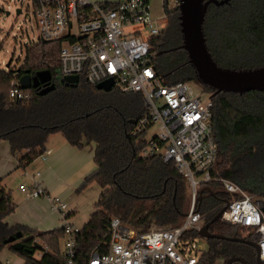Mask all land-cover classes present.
I'll return each mask as SVG.
<instances>
[{
    "label": "trees",
    "instance_id": "1",
    "mask_svg": "<svg viewBox=\"0 0 264 264\" xmlns=\"http://www.w3.org/2000/svg\"><path fill=\"white\" fill-rule=\"evenodd\" d=\"M163 3L165 24L151 44L155 52L154 67L165 84L197 83L194 70L181 48L179 9ZM113 2H107L109 6ZM207 49L213 61L222 68L254 69L264 66V0H229L222 6L209 4L202 25ZM59 42H37L24 46V62L16 75L14 70L0 71V142L6 141L17 158L15 168H25L45 151L49 136L61 135L79 150L93 145L95 168L84 176L75 189L80 193L95 184L100 193L88 221L75 234V254L86 260L93 251L103 253L110 239V218L139 231L151 226L169 227L179 223L185 205L187 184L174 163L160 157H138L142 140L131 137L133 124L145 113L140 93L96 90L80 78L71 86L59 84ZM47 70L54 90L43 96L35 89H25L30 100L13 101L11 81L24 73L34 75ZM212 101V128L217 146L212 175L238 186L254 200L264 202V92L243 94L219 92L209 88ZM0 178V251L7 246L23 259V264H64L60 242L63 226L38 231L24 225H8L5 218L16 209L10 191ZM196 208L209 222L232 197L216 182L203 185ZM174 198V201H173ZM210 233L225 238L239 237L243 227L220 219L208 227ZM17 232L22 234V250L15 251L4 240ZM197 236L188 232L185 237ZM225 238L206 239L208 248L196 264H216L231 256H254L255 250L241 242ZM38 239V240H37ZM37 240V241H36ZM35 243L42 254L35 258ZM43 246L49 249L44 251ZM236 264V263H232Z\"/></svg>",
    "mask_w": 264,
    "mask_h": 264
},
{
    "label": "built area",
    "instance_id": "2",
    "mask_svg": "<svg viewBox=\"0 0 264 264\" xmlns=\"http://www.w3.org/2000/svg\"><path fill=\"white\" fill-rule=\"evenodd\" d=\"M23 4L26 0H17ZM36 23V40L27 44L59 42V68L56 79L65 84L68 76L80 78L95 86L111 80L112 88L121 93H140L145 113L135 121L131 137L140 138L138 157H160L164 163H174L186 180L189 208L174 226L139 231L110 218L107 229L110 239L106 251H93L86 260L75 254L77 228L68 222L71 213L67 203L50 194L39 182V172L30 176L31 186H18L20 192L32 198H44L56 212L65 228L61 249L64 264H196L200 256H192L193 238L186 233L198 231L205 216L196 208L200 188L218 183L232 200L224 204L220 220L247 229L250 241L258 248V258L264 264V216L256 201L238 186L212 175L217 158V146L212 128V101H203L191 83L165 84L154 67L155 52L151 44L162 28L154 24L149 0H27ZM111 3V2H110ZM178 0L175 6H178ZM19 14H22V8ZM0 11H2L0 9ZM25 18L31 19L28 13ZM26 44V45H27ZM10 67V66H9ZM9 67L7 70H10ZM17 75V74H16ZM19 78L11 81L13 101L27 102ZM157 131L152 134L153 126ZM45 159V153L40 156ZM47 251V246H43ZM196 251V249H195ZM42 251L37 249L35 258Z\"/></svg>",
    "mask_w": 264,
    "mask_h": 264
},
{
    "label": "water",
    "instance_id": "3",
    "mask_svg": "<svg viewBox=\"0 0 264 264\" xmlns=\"http://www.w3.org/2000/svg\"><path fill=\"white\" fill-rule=\"evenodd\" d=\"M229 0H178L179 9V26L182 37L181 48L186 52L188 63L193 68L197 83L209 88L213 93L211 97L219 92H230L243 94L250 91L264 92V66L254 69H229L219 67L212 59L205 42L202 25L204 16L209 4L222 6ZM20 10L16 9V14ZM6 15L9 12H5ZM44 43L43 40H41ZM11 60L6 63V68L10 66ZM15 74H19V70H14ZM19 85L22 90L35 89L39 96H43L54 90L55 85L51 82V74L47 70L36 72L34 75H29L27 72L19 76ZM66 85H75L78 80L74 76H68L63 79ZM96 90L109 92L112 89V81H104L95 86ZM130 123L135 124L134 120ZM199 191V199L200 193ZM174 201V198H173ZM264 203V202H263ZM223 210L218 212L209 222H206L198 231V235L204 239L225 238L209 232L210 224L218 220ZM261 212L264 216V206L261 207ZM183 215V214H182ZM22 234L17 232L15 235L9 236L4 240V244H11L15 251L22 250L23 244L18 241ZM235 242H241L251 246L258 258L257 245L250 241L239 237L225 238ZM35 248L40 249V245L35 243ZM239 262L246 264L242 257L231 256L225 260L224 264H232Z\"/></svg>",
    "mask_w": 264,
    "mask_h": 264
},
{
    "label": "rangeland",
    "instance_id": "4",
    "mask_svg": "<svg viewBox=\"0 0 264 264\" xmlns=\"http://www.w3.org/2000/svg\"><path fill=\"white\" fill-rule=\"evenodd\" d=\"M90 2H116L117 0H88ZM165 0H149V12L154 20V24L158 28H162L165 24V17L163 13V3ZM167 6L171 7L173 5L174 0H166ZM22 8V14H16V9ZM0 71H10L17 70L21 67L24 62L25 54H24V46L32 40H36L37 32H36V23L33 18L32 9L29 5V2L26 0L21 4V2L17 0H0ZM5 12H9L8 15ZM28 13L31 17L30 20L24 17V14ZM10 62V70H7L6 63ZM194 87L195 91L200 94V97L203 101H205L209 97V92H207L199 83H191ZM157 131V126L154 125L152 128V134ZM55 138H60V135H55ZM6 142V141H5ZM0 142V150H1ZM8 144V143H7ZM8 148V147H7ZM8 150V149H7ZM43 163L41 157L39 156L33 162L26 165L25 168H11L8 174L1 180V185L4 187L6 191H10L11 201L16 204V216L9 219V216L5 218L6 222H13L17 219H24L22 217V210L24 209L22 206L27 208L28 205H25L26 200L24 201V196L19 193L18 185L23 184L26 187L31 186L30 176L35 173L36 170L41 169V164ZM98 187L95 184L89 185L85 190L80 193L72 194V196L68 199L71 203L75 201V205L77 211L80 212L84 209H92L91 199L95 196V201L98 198ZM97 196V197H96ZM257 201V200H256ZM190 205V198L188 194V190L186 191V199L185 205L183 208V213L187 211ZM10 223V222H9ZM9 225V224H8ZM19 225V224H16ZM11 226V225H10ZM127 226V225H126ZM61 227V225L59 226ZM33 228V227H32ZM78 229V227L75 226ZM164 227H156L151 226L150 229H157ZM38 230L37 228H33ZM55 229V228H53ZM52 230V229H50ZM244 230H247L244 228ZM42 231V230H38ZM48 231V230H44ZM244 237L246 236L245 232H240ZM38 240V239H37ZM36 240V241H37ZM63 240L60 242V249H62ZM192 256H199L200 253L204 252L208 248L207 240L200 237L198 234L194 238L191 243ZM48 248V247H47ZM49 249V248H48ZM196 249V251H195ZM20 257L16 255L13 251H11L7 246L2 248L0 251V264H21ZM6 261H8L6 263ZM216 264H224L222 259H219Z\"/></svg>",
    "mask_w": 264,
    "mask_h": 264
},
{
    "label": "crops",
    "instance_id": "5",
    "mask_svg": "<svg viewBox=\"0 0 264 264\" xmlns=\"http://www.w3.org/2000/svg\"><path fill=\"white\" fill-rule=\"evenodd\" d=\"M55 135L58 134L49 136L46 143L45 159L41 158L43 161L41 169L36 170L35 173L39 172L38 180L50 194L60 196L67 203L71 210L68 222L74 227L81 228L88 221L89 215L94 211V206H92V209H84L78 212L75 201L70 203L68 199L72 194H75L74 191L82 182L84 176L95 168L93 145L79 150L70 146L61 135L60 138H55ZM2 143L0 150V178L3 179L11 168L16 167L17 158L11 154L7 142L2 141ZM19 193L24 196V201L26 200L25 205H28L27 208L22 206L24 208L22 210V217L24 219H17L13 222L9 220L10 223L7 222V224L11 226L16 224L24 225L42 231L62 226L59 215L50 209L47 200L29 197L25 193L20 192V190ZM99 193L100 189L97 193L98 196ZM96 201L95 196H93L91 205H94ZM16 213L17 210L9 215V219L10 216L11 219L15 217ZM20 261L23 264L22 258Z\"/></svg>",
    "mask_w": 264,
    "mask_h": 264
},
{
    "label": "flooded vegetation",
    "instance_id": "6",
    "mask_svg": "<svg viewBox=\"0 0 264 264\" xmlns=\"http://www.w3.org/2000/svg\"><path fill=\"white\" fill-rule=\"evenodd\" d=\"M201 194H202V192L200 193V195ZM240 238L244 239L245 237L240 234ZM242 244H244V243H242ZM245 245H247V244H245ZM244 260H245L246 264H261V262L257 261V259H256V253L254 254V256L250 255V256L245 257ZM234 263L240 264L239 262H234Z\"/></svg>",
    "mask_w": 264,
    "mask_h": 264
}]
</instances>
